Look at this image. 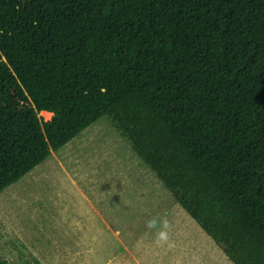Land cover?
<instances>
[{
	"label": "trees",
	"instance_id": "1",
	"mask_svg": "<svg viewBox=\"0 0 264 264\" xmlns=\"http://www.w3.org/2000/svg\"><path fill=\"white\" fill-rule=\"evenodd\" d=\"M102 115L264 264V0H0V191Z\"/></svg>",
	"mask_w": 264,
	"mask_h": 264
},
{
	"label": "rangeland",
	"instance_id": "2",
	"mask_svg": "<svg viewBox=\"0 0 264 264\" xmlns=\"http://www.w3.org/2000/svg\"><path fill=\"white\" fill-rule=\"evenodd\" d=\"M0 260L234 264L105 115L0 191Z\"/></svg>",
	"mask_w": 264,
	"mask_h": 264
},
{
	"label": "clouds",
	"instance_id": "3",
	"mask_svg": "<svg viewBox=\"0 0 264 264\" xmlns=\"http://www.w3.org/2000/svg\"><path fill=\"white\" fill-rule=\"evenodd\" d=\"M146 225L149 229H155L158 226L157 218H152L149 221L146 222ZM167 222L162 221V229L157 232V241H166L167 240V232L163 230V228H166Z\"/></svg>",
	"mask_w": 264,
	"mask_h": 264
},
{
	"label": "bare ground",
	"instance_id": "4",
	"mask_svg": "<svg viewBox=\"0 0 264 264\" xmlns=\"http://www.w3.org/2000/svg\"><path fill=\"white\" fill-rule=\"evenodd\" d=\"M41 113H43L44 115H46V117H50L52 115V112L51 111H48V110H41L39 111ZM200 241V240H199ZM201 243V242H200Z\"/></svg>",
	"mask_w": 264,
	"mask_h": 264
}]
</instances>
